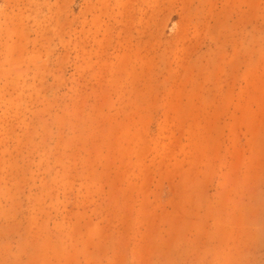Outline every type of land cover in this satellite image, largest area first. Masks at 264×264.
<instances>
[{"label":"rangeland","instance_id":"374dc122","mask_svg":"<svg viewBox=\"0 0 264 264\" xmlns=\"http://www.w3.org/2000/svg\"><path fill=\"white\" fill-rule=\"evenodd\" d=\"M0 264H264V0H0Z\"/></svg>","mask_w":264,"mask_h":264}]
</instances>
